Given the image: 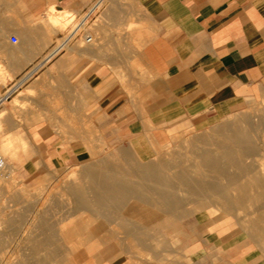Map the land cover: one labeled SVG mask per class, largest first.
Wrapping results in <instances>:
<instances>
[{"label": "crops", "instance_id": "crops-1", "mask_svg": "<svg viewBox=\"0 0 264 264\" xmlns=\"http://www.w3.org/2000/svg\"><path fill=\"white\" fill-rule=\"evenodd\" d=\"M58 14L69 21L65 27L55 24ZM84 19L91 41L84 38ZM0 38L7 82L40 65L29 92L47 99L41 109L62 106V120L48 113L58 133L100 132L107 145L120 148L112 160L84 163L81 179L84 172L122 178L136 165L165 162L151 158L156 148L190 130L212 131L192 143L199 161L217 144H247L253 131L264 130L244 114L264 102V0H0ZM232 116L240 121H224ZM75 146L90 148L84 140ZM62 153L64 162L73 161ZM101 207L95 209L104 212L103 220L86 240L115 223L131 248L152 251L149 242L158 241L167 250V242L156 239L168 228L166 208ZM218 220L209 221L207 245L193 251L190 264H263L254 251L230 245L227 217L220 218L223 239L215 240ZM73 237L70 230L63 234L67 241Z\"/></svg>", "mask_w": 264, "mask_h": 264}, {"label": "rangeland", "instance_id": "rangeland-1", "mask_svg": "<svg viewBox=\"0 0 264 264\" xmlns=\"http://www.w3.org/2000/svg\"><path fill=\"white\" fill-rule=\"evenodd\" d=\"M58 17L56 25L65 27L69 23L65 21L64 14H58ZM0 43L5 44V39L0 38ZM3 72L0 67V95L5 88L13 85L12 81L15 82L10 75L7 82ZM35 83L28 81L23 84L0 107V152L6 159V169L0 178V264H65L68 257L69 264H190L193 251L207 245L205 241L212 226L209 221L219 219L215 224L219 228L215 240H219L223 236L220 235L223 231L220 218L226 217L233 222L224 235L231 240L230 245L254 251L264 264V236L254 225L258 210L249 204L226 210L222 206H194L190 203L173 211H163V216L167 213L168 228L156 239L165 240L167 250H163L158 241L149 242L152 251L131 248L130 240L115 223L100 227V236L86 240L85 233L99 227L104 212L95 207L74 206L68 187H77L80 182L82 185L80 172L84 163L88 160L93 163L112 160V155L118 154L120 148L107 145L100 132L66 130L63 134L58 133L54 126L59 123L48 113L62 120L63 108L54 103L48 111L39 108V103H47V99H41L38 92H29V87ZM55 101L58 103L53 96L51 102ZM9 107L13 109L9 110ZM244 114L249 122L264 123V102L263 106ZM235 117L224 121L239 122V117ZM210 133L212 131L199 133L190 130L179 134L170 145L157 147V155L151 158H164L169 164L180 163L188 167L187 160L197 158L192 153V143L199 136ZM252 134L254 137L247 144L257 146V154L248 155L237 147L235 153L238 155L234 154V157L247 163L253 162L255 169L264 175V130H256ZM83 140L89 143L90 148L75 146ZM232 143H235L234 140ZM62 151L71 155L73 161L64 162ZM132 158L139 160L136 156ZM192 171L193 175L199 174ZM235 172V168H231V172L226 174ZM178 195L197 198L182 192ZM135 203L129 201L126 207L144 211L156 207ZM68 230L74 234L71 241L63 238ZM235 231L239 233L236 235ZM210 239L214 240L211 236Z\"/></svg>", "mask_w": 264, "mask_h": 264}, {"label": "bare ground", "instance_id": "bare-ground-1", "mask_svg": "<svg viewBox=\"0 0 264 264\" xmlns=\"http://www.w3.org/2000/svg\"><path fill=\"white\" fill-rule=\"evenodd\" d=\"M234 142L217 144L206 161L188 159V167L159 161L157 164L136 165V171L127 170L121 173L122 178L115 179L102 177L100 173H86L82 185L81 182L77 187L69 185L68 191L78 208L126 206L133 201L144 206H162L169 212L190 203L194 206H222L226 210L249 204L258 210L254 225L264 236V175L255 169L253 162L234 157L237 147L254 155L257 146ZM231 168H235L236 174H226ZM191 169L199 174H191ZM208 173L210 176H205ZM181 192L197 198L179 197Z\"/></svg>", "mask_w": 264, "mask_h": 264}, {"label": "built area", "instance_id": "built-area-1", "mask_svg": "<svg viewBox=\"0 0 264 264\" xmlns=\"http://www.w3.org/2000/svg\"><path fill=\"white\" fill-rule=\"evenodd\" d=\"M95 9H97V6L93 9V11ZM81 27L83 28V34H84L85 40L91 41V37L87 34V30H86V19L83 20ZM11 41L14 44H16L18 42V39L14 36L11 38ZM65 42H66V40H63V42L51 52V56L56 54L59 51V49H61L63 47ZM39 68H40L39 64L33 65L21 78L18 79L17 82H15L13 85H11V87L5 88V91L0 95V107L5 102H7L12 97V95L19 88H21V86L23 84L30 81L32 79V77L35 75V73L39 70ZM5 169H6V159L3 156V154L0 152V177L3 176Z\"/></svg>", "mask_w": 264, "mask_h": 264}]
</instances>
